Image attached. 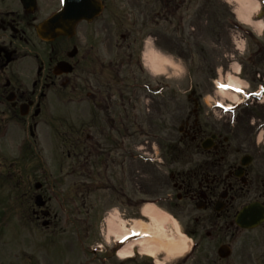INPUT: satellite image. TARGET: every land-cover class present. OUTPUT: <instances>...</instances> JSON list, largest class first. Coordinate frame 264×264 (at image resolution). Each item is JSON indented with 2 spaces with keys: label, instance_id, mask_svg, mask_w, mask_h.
<instances>
[{
  "label": "flooded vegetation",
  "instance_id": "flooded-vegetation-1",
  "mask_svg": "<svg viewBox=\"0 0 264 264\" xmlns=\"http://www.w3.org/2000/svg\"><path fill=\"white\" fill-rule=\"evenodd\" d=\"M183 3L164 0L163 16ZM160 7L161 0H0V140L8 142L6 149L16 148L20 122L32 130L38 148L45 124L57 135L62 162L72 161L80 201L91 193L118 203L130 230L150 200L184 231L189 248L179 259L169 262L165 253L154 257L133 244L132 257L120 264H264V221L253 228L235 222L245 204L258 201L264 207V171L255 162L264 147L253 139L237 159L229 157L219 133L207 148L173 144L164 150L160 134H150L160 127L153 121L161 117V86L145 74L140 57L135 62L141 81L134 76L131 81V47L143 37L130 27L138 26L142 14L145 24L159 25ZM137 10L135 20L131 11ZM47 26L61 29L38 35ZM196 121L192 126L199 129ZM181 130L190 142L205 138L189 130L188 122ZM151 140L155 148L142 145ZM145 164L153 171L164 168L167 181L146 186L141 174H132ZM41 212L30 211L34 224L42 221ZM129 235V242L138 237ZM119 246L111 245L102 257L111 261Z\"/></svg>",
  "mask_w": 264,
  "mask_h": 264
},
{
  "label": "rangeland",
  "instance_id": "rangeland-1",
  "mask_svg": "<svg viewBox=\"0 0 264 264\" xmlns=\"http://www.w3.org/2000/svg\"><path fill=\"white\" fill-rule=\"evenodd\" d=\"M251 1L254 7L242 12L234 0H184L178 13L167 21L161 20L157 26L148 25L143 22L146 16L142 14L138 26L130 27L137 31V36L140 34L144 39L149 38L152 42L150 46H154V50L151 49L167 56L173 63L161 74L150 70V74L145 73L162 88L161 117L153 121L160 127L157 125L150 131L152 138L154 132L160 134L162 150L173 144L178 147L199 146L198 139L190 142L188 136H181L178 132L179 126L188 122L189 130L200 138L219 133L222 146L230 149L229 157L234 155L238 159L243 148L249 150L252 146L256 131L264 127V108L255 101L251 104L244 101L230 112L211 102L213 98L220 97L214 93L213 84V79L219 78L220 74L241 80L243 85L248 83L250 89L264 83V39H261L264 20L255 17L260 11L258 1ZM143 2L153 3L154 0ZM160 8L163 18L164 11L162 6ZM131 13V18L138 19L135 14L139 10ZM230 14L251 29L258 43L251 42L250 38L247 43L240 33L231 29L233 17ZM144 44L137 42L131 47V81L133 76L137 82L141 81L142 72L135 61L140 57V63L146 62L142 60L145 54H140ZM192 100L198 101L195 110ZM194 119L199 129L192 126ZM54 125L57 128V123ZM27 129L20 122L17 124L14 133L16 148L6 149L8 142L0 140V264H118V257L104 261L102 253L86 252V257H80L79 249L83 245L89 251L96 243L104 249L107 247L106 241L115 236L109 229L110 224L117 227L126 225V216L119 204L104 198L96 200L91 193L86 194L85 201H80L76 176L71 170L72 161L67 159L62 162L57 135L48 132L43 124V144L36 139L40 142L37 148ZM151 141L142 145L155 148L154 140ZM28 145L36 149L27 151ZM259 146L264 147V144ZM255 156L258 158L254 160L258 163V170L264 171V154L257 152ZM146 165H137L142 169L140 172L132 170V174H141L140 178L146 181V186L151 188L159 183L156 181H167L164 168L153 171ZM36 182L41 184L39 191L34 188ZM37 193L42 194L50 211L47 228H42L41 222L34 224L29 217L30 211L35 208L32 202ZM158 208L155 210L164 218L160 224L162 239L183 244L186 239L184 231L170 213ZM139 220L148 223V219L142 216L135 217L134 222ZM150 227L154 231V226ZM141 263L145 264L140 261L130 264Z\"/></svg>",
  "mask_w": 264,
  "mask_h": 264
},
{
  "label": "bare ground",
  "instance_id": "bare-ground-1",
  "mask_svg": "<svg viewBox=\"0 0 264 264\" xmlns=\"http://www.w3.org/2000/svg\"><path fill=\"white\" fill-rule=\"evenodd\" d=\"M235 3L238 5V7L241 9L242 12L249 11L254 7V3L251 0H234ZM253 3V5L251 4ZM144 60H146L145 64L148 67V70L150 69L151 72L154 74H161L163 73L166 67H172L173 63L167 56H164L160 53L154 52L149 45L146 46L145 56ZM227 82L225 85L222 86V90L217 92L221 97H228V98H236V95H234L232 92L227 91V89H233L234 91H239V80L236 78H232L230 75H227ZM227 88V89H226ZM226 89V90H225ZM235 100V99H234ZM156 206L151 205H145V207L142 208V215L148 219V223L139 220L134 223V229H136L139 233L144 234L145 236L150 235L148 237H140L136 239V245L140 247L142 252L148 253L150 255H155L159 251L166 252L170 257L178 256L184 251H186L187 247L186 244L183 242V244H178L176 242H173L171 240H163V234L161 232L160 224L163 222L164 218L163 216L157 212L155 209ZM154 226V231H151L152 225ZM126 227H124V224L120 227H117L113 224H110L109 229L116 235V241L122 242V240H125L124 237L126 233H128L125 230ZM133 242V241H132ZM131 242V243H132ZM131 245V244H129ZM122 248L119 250L118 256L120 258H125L129 255L130 249L129 246Z\"/></svg>",
  "mask_w": 264,
  "mask_h": 264
},
{
  "label": "water",
  "instance_id": "water-1",
  "mask_svg": "<svg viewBox=\"0 0 264 264\" xmlns=\"http://www.w3.org/2000/svg\"><path fill=\"white\" fill-rule=\"evenodd\" d=\"M53 29H56V27H54ZM42 34H44L43 31L41 35ZM202 146L206 147L207 143L204 141L202 143ZM34 203L40 206L44 204V201L42 200L40 195H37ZM263 219H264V208L261 207L258 203H252V204L249 203V205L241 209L240 213L237 215L236 222L237 225H240L241 227L250 228L258 225V223H261Z\"/></svg>",
  "mask_w": 264,
  "mask_h": 264
}]
</instances>
